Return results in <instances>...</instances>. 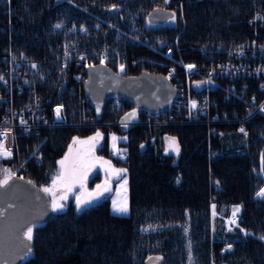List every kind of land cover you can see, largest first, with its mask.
Segmentation results:
<instances>
[{"label":"trees","instance_id":"obj_1","mask_svg":"<svg viewBox=\"0 0 264 264\" xmlns=\"http://www.w3.org/2000/svg\"><path fill=\"white\" fill-rule=\"evenodd\" d=\"M156 6L173 9L174 19L150 22ZM250 19H264V0H0V65L6 46L25 52L36 64L30 83L46 111L61 105L69 121L17 134L11 156L0 157V179L27 159L23 175L50 187L73 139L97 127L79 123L87 112L111 124L98 149L103 156H111L109 128L127 136V162L116 161L127 170L129 212L111 211V190L77 208V195L87 198L104 184L96 169L50 221L32 227L33 249L21 264H145L151 255L162 256L163 264H264V198L256 196L264 186V115L255 113L244 128L220 123L211 134L203 123L153 124L148 112L124 98L89 111L83 83L74 78L80 56L87 64L103 58L117 72L123 65V75L164 73L178 59L202 68L224 58L232 44L264 39V25ZM71 45L77 51L65 53ZM246 107L231 101L218 111L242 117L250 112ZM133 112L136 122L124 130L117 122ZM35 148L40 164L27 158ZM221 203L240 207L236 231L224 236L212 230L211 209Z\"/></svg>","mask_w":264,"mask_h":264},{"label":"built area","instance_id":"obj_2","mask_svg":"<svg viewBox=\"0 0 264 264\" xmlns=\"http://www.w3.org/2000/svg\"><path fill=\"white\" fill-rule=\"evenodd\" d=\"M259 21L264 25V19H250L251 22ZM77 47L71 45L65 48V53L75 52ZM3 60L0 65V132L7 131L5 148L11 152L15 148L16 136L41 133L47 125H68L63 107L56 105L50 112L45 109L42 94L30 83V73H34L35 63L29 60L26 53L16 52L7 47L3 51ZM171 50L168 49L167 56ZM81 65L74 78L79 83H84L87 77V63ZM104 60L103 58L101 59ZM192 65L189 69L187 66ZM166 74L177 88L174 105L169 111L148 113L147 122L150 123H203L208 126V133H214L217 125L223 122H238L244 128V123L255 113L264 115V39L251 40L232 44L224 58L211 59L209 64L199 68L193 63L183 59L169 64L164 69ZM261 93L258 97L255 91ZM85 100L89 97L85 94ZM196 108H192V102ZM235 101L246 102L250 110L245 116H232L227 113L221 115L218 111L221 104ZM115 103L121 105V99L116 98ZM93 105L90 104V111ZM94 107V106H93ZM60 109L57 115V109ZM136 122V121H135ZM134 122V123H135ZM83 125L100 124L92 113H86L79 122ZM123 124L125 122L118 121ZM107 124V123H105ZM35 148L27 158L34 157L35 162H42L41 156ZM0 157H3L0 155ZM123 162L127 161L128 154L123 153ZM28 169L27 159L17 167L16 174L22 175Z\"/></svg>","mask_w":264,"mask_h":264},{"label":"water","instance_id":"obj_3","mask_svg":"<svg viewBox=\"0 0 264 264\" xmlns=\"http://www.w3.org/2000/svg\"><path fill=\"white\" fill-rule=\"evenodd\" d=\"M173 14L175 17L173 9L156 6L149 11L148 19L152 23H163L173 20ZM86 73L83 91L98 109H103L111 98H124L137 110L150 113L169 111L174 105L177 88L162 72L142 70L123 75L100 61L88 64ZM121 120L135 121L136 113ZM128 127V123L123 125L124 130ZM42 188L29 178L13 173L8 184L0 187V264H21L33 249V238L26 237L27 229L52 218L51 195ZM163 262L164 258L159 255H151L145 260V264Z\"/></svg>","mask_w":264,"mask_h":264},{"label":"snow or ice","instance_id":"obj_4","mask_svg":"<svg viewBox=\"0 0 264 264\" xmlns=\"http://www.w3.org/2000/svg\"><path fill=\"white\" fill-rule=\"evenodd\" d=\"M165 3L168 2V0H164ZM174 18V14H173ZM62 25L57 24L55 25L56 28H60ZM83 59V57H82ZM189 69H191L193 66L188 65ZM124 66L121 65V71H123ZM2 79V77H0ZM192 108H196V102L193 101L191 104ZM57 115H59L60 109L57 110ZM130 116H134L135 113L129 114ZM243 131V129H241ZM0 136L4 138V140L7 139L8 132H0ZM101 138V133L97 132L94 136L89 137L88 140H78L77 138L73 139V145L80 144V145H89V147L86 150H80L73 148V145L69 146V152L68 154L60 160L58 163L60 164V172L57 175V177L53 180L52 185L50 187H44L41 190L45 193H49L52 196V208L53 210L62 209L64 207V204L61 203V201L67 199V194L70 193L74 187L79 185V187L83 190L84 189V181L87 178V172L90 167H92L95 160L100 159L101 165L106 166L105 171L109 174V178H111L112 175H115L117 179L122 178V183L120 185V188L123 190V194L121 195L118 193V199L113 200V210L116 213H123L126 214L128 212V201H127V178L124 173H126V169H115L112 168L111 162L102 160L101 158H95L92 153L95 149L96 142L99 141ZM126 139V138H125ZM116 140L117 137L115 135L112 136L113 141V148L116 147ZM143 147V145H142ZM169 148L172 151H175L177 154H179V145L177 144L175 138H169ZM75 153V154H74ZM0 155L3 156H9L11 155V152L9 149L5 148V144L3 140H0ZM5 175L2 180H0V187H3L4 185L8 184V181L11 179V172L8 169L4 170ZM31 183V182H30ZM108 179L105 180V183L103 185H97L96 191L94 194L89 193L87 198H84L83 195H77L76 197V204L77 208L80 209V207L84 204H88L91 202V198L93 196H99L105 191H109L108 187ZM62 191V194L57 197V191ZM256 196L259 198H264V188H261L257 193ZM215 207V206H213ZM240 208L235 207L233 209V219L231 223L235 224L236 220L235 217L239 213ZM147 230V229H145ZM26 237L27 239H32V227H29L26 231ZM264 239V237H262Z\"/></svg>","mask_w":264,"mask_h":264},{"label":"rangeland","instance_id":"obj_5","mask_svg":"<svg viewBox=\"0 0 264 264\" xmlns=\"http://www.w3.org/2000/svg\"><path fill=\"white\" fill-rule=\"evenodd\" d=\"M116 8H117L116 6L110 7V12L113 11V10L115 11ZM102 56L105 58V55L104 54ZM100 61H102V60H100ZM103 61H105V60H103ZM118 72L119 73H123L124 72V69H123V71H121V65H119ZM126 123H124V124H126ZM95 125L97 127L90 128V129H93V130H91V132L87 136H80V137H75V138H77L78 140H81V141L88 140L89 137H92L97 132H100L101 133V138L99 139L98 142H96L95 149L93 150L92 155L95 158H101L102 160L110 161L111 162V165H112V168H115V169H126L125 166L121 165L120 163H118L116 161L118 159H122V154H123V152L125 150L124 142L127 140L126 134L119 133L117 131H113L114 130L113 128H109V130H111V132L109 133V149H110V152H111V156L110 155L109 156H103L102 154H100L98 152V149H99V147H101L103 137L107 133V129H105L104 127H110L111 124H109V123H107V124H105V123L104 124H101L100 123V124H95ZM52 127H60V124H56V125L49 124L46 127H44L43 129H45V128H52ZM113 135H115L117 137L115 149L113 148V141H112V136ZM72 145H73V143H72ZM88 147H89V145H80V144L73 145L74 150L75 149L86 150ZM68 152H69V150H68ZM68 152L66 153V155L68 154ZM1 156H3V155H1ZM10 156L11 155H9V156H3V157H10ZM17 167H15L13 170H11L12 171L11 173L15 174L14 172H16ZM105 168H106V166H102L101 165L100 159L95 160V162L93 163L92 167H90L88 169L87 178L90 177L94 173V171L96 169H99L102 172L104 183H105V180L108 179V181H109L108 187L112 191L110 207H111V211L113 213H116L113 210V200L114 199H118V193H120L121 195L123 194V190L120 188V185L122 183V178L121 179H117L115 177V175H112L111 178H109V174L106 173ZM59 172H60V164L58 165V174H59ZM123 175H125L126 178H127V185H126L127 192H126V195H127L128 212H129V191H128V176H127V171ZM24 177H26V176H24ZM87 178H86V180H87ZM85 181H84V183H85ZM262 188H264V186ZM59 196L60 195H58L57 197H59ZM213 206H215V207H213ZM213 206H212V209L211 210H212V230L214 231V233L221 234V235L224 236L225 234L227 235L229 233H232V232L236 231V226L238 225L237 221L239 219L238 214L240 213V211L237 214V216L235 217L236 223L233 224V223H231V221L233 219V216H232L233 209L235 207H239V205H237V204L221 203L220 205L214 204ZM117 214H123V213H117Z\"/></svg>","mask_w":264,"mask_h":264},{"label":"bare ground","instance_id":"obj_6","mask_svg":"<svg viewBox=\"0 0 264 264\" xmlns=\"http://www.w3.org/2000/svg\"><path fill=\"white\" fill-rule=\"evenodd\" d=\"M31 136V135H30Z\"/></svg>","mask_w":264,"mask_h":264}]
</instances>
